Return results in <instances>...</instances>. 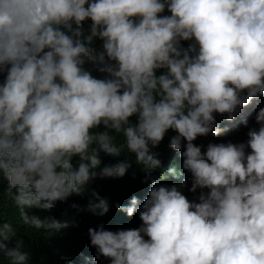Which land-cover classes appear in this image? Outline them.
Returning a JSON list of instances; mask_svg holds the SVG:
<instances>
[{
	"label": "clouds",
	"instance_id": "clouds-1",
	"mask_svg": "<svg viewBox=\"0 0 264 264\" xmlns=\"http://www.w3.org/2000/svg\"><path fill=\"white\" fill-rule=\"evenodd\" d=\"M0 184V264H264V0H0Z\"/></svg>",
	"mask_w": 264,
	"mask_h": 264
},
{
	"label": "water",
	"instance_id": "water-1",
	"mask_svg": "<svg viewBox=\"0 0 264 264\" xmlns=\"http://www.w3.org/2000/svg\"><path fill=\"white\" fill-rule=\"evenodd\" d=\"M165 163H166V165H168L170 163V160L167 159ZM163 165L164 164H161L160 168H156V169H153L151 171L135 173L134 176L137 179H141V180H146V179L152 178V177L157 176L158 174L166 171L164 169L165 166H163ZM76 254H77V252H71V251H70V253H65L63 251L56 252V258H58L60 261L56 260L55 263L61 264L62 262H68V261H70L72 256H74Z\"/></svg>",
	"mask_w": 264,
	"mask_h": 264
},
{
	"label": "rangeland",
	"instance_id": "rangeland-1",
	"mask_svg": "<svg viewBox=\"0 0 264 264\" xmlns=\"http://www.w3.org/2000/svg\"><path fill=\"white\" fill-rule=\"evenodd\" d=\"M257 110H253L248 116L247 119L249 121V124L247 125V128L249 129L250 127H258L257 122L255 121L254 117H255V113ZM211 142H215V140H212ZM165 169V167H164Z\"/></svg>",
	"mask_w": 264,
	"mask_h": 264
},
{
	"label": "trees",
	"instance_id": "trees-1",
	"mask_svg": "<svg viewBox=\"0 0 264 264\" xmlns=\"http://www.w3.org/2000/svg\"><path fill=\"white\" fill-rule=\"evenodd\" d=\"M237 140V137L235 135H232V136H227V137H224V138H221L219 139L218 141L219 142H223V141H232V142H235ZM0 192L6 194V188L4 185L0 184Z\"/></svg>",
	"mask_w": 264,
	"mask_h": 264
}]
</instances>
